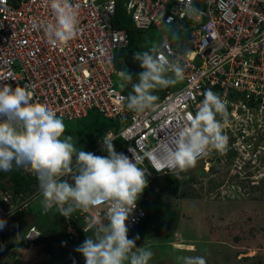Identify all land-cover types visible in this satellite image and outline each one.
I'll use <instances>...</instances> for the list:
<instances>
[{
    "label": "built area",
    "instance_id": "1",
    "mask_svg": "<svg viewBox=\"0 0 264 264\" xmlns=\"http://www.w3.org/2000/svg\"><path fill=\"white\" fill-rule=\"evenodd\" d=\"M70 2L78 12V34L64 46H53L42 29L32 27L34 21H53L48 0H0V86L27 88L33 102L49 106L64 120L83 118L89 111L119 120L121 129L107 133L125 142L121 152L130 158L133 150L144 156L140 166L149 179L174 174L168 169L157 172L148 154L156 153L189 113L195 115L203 93L211 89L227 102L224 131L229 141L224 153L246 151L253 158L262 154L264 160V0H191L199 11L194 18L185 10L187 0ZM118 3L138 29L158 33L156 44L185 68L180 85L144 113L128 110L121 99L126 95L114 84V76L122 73L115 68V53L128 45L126 30L113 25ZM97 145L102 149V140ZM211 155L198 161L207 160L202 167L206 172ZM21 171L38 181L26 169ZM35 187L18 195L0 189V220L13 223L25 214L41 196L39 185ZM93 211L103 216L105 208ZM143 216L137 203L126 221L128 235ZM61 218L72 241L66 261L84 264L83 255L74 252L82 243L80 234L85 239L92 235L90 216L77 211L72 218ZM40 235L30 226L23 240L33 242Z\"/></svg>",
    "mask_w": 264,
    "mask_h": 264
},
{
    "label": "clouds",
    "instance_id": "2",
    "mask_svg": "<svg viewBox=\"0 0 264 264\" xmlns=\"http://www.w3.org/2000/svg\"><path fill=\"white\" fill-rule=\"evenodd\" d=\"M48 4L53 21H34L32 27L42 29L53 46H64L78 34V12L70 0H48ZM185 10L190 18L199 14L191 0H187ZM170 56L171 53H166L157 44L147 51L134 53L133 59L141 69L137 73V82H133L129 71L120 74L132 87L126 97H121L127 102L128 110L144 113L153 109L157 100L153 91L166 88V93L171 90L169 86L184 78V66ZM32 96L33 93L25 87L0 86V171L8 172L15 166L36 177L41 196L30 203L28 211L35 208L38 216L47 217L53 214L55 209L52 208L55 207L66 218H72L77 211L90 216L92 235L87 236L74 252L83 255L84 264H149L152 251L137 247L139 236L129 238L126 224L137 207L140 194L148 185V173L140 166L144 156L134 150L131 158L118 153L111 132L102 137V151L107 153L106 156L96 155L99 149L94 152L78 149L72 142V136L65 135L63 118L49 106L33 102ZM203 96L195 115L189 113L175 134L160 145L156 153L148 154L155 161L153 167L157 172L168 169L178 175L195 168L200 159L213 151H227L229 137L224 131L229 115L227 102L211 89ZM246 153L232 151L229 156L238 159L237 163L245 160L251 165L257 162L264 164L262 154L253 158ZM101 206L105 208L103 216L93 211ZM26 218L34 219L32 215ZM11 224L0 220V233ZM31 226L41 232L38 238L45 234L36 224ZM25 231L22 232V240ZM84 231L87 233L89 229L84 228ZM62 232H66L63 221ZM20 240L16 239L24 242V246L36 241ZM53 254V248H50L45 255L51 257ZM63 258V264H70L66 261L65 250ZM183 264H206V259L203 256H185Z\"/></svg>",
    "mask_w": 264,
    "mask_h": 264
},
{
    "label": "rangeland",
    "instance_id": "3",
    "mask_svg": "<svg viewBox=\"0 0 264 264\" xmlns=\"http://www.w3.org/2000/svg\"><path fill=\"white\" fill-rule=\"evenodd\" d=\"M122 15L125 16L123 11ZM129 23L128 20L121 21L123 26ZM150 38L147 50L149 44L160 41V35L150 31L144 41ZM143 44L139 45V52ZM114 84L121 89L126 82L118 74L114 76ZM179 85L180 81L169 88ZM165 90L158 88L153 91V95L158 100ZM92 122L97 123V144L107 131L116 133L122 127L119 120L108 121L96 113H91L83 124L64 120L66 129L71 131L92 125ZM77 141V138L72 137L74 145L85 151V144ZM237 160L229 154L213 151L208 159V172L202 169L207 161L205 159L198 162L195 168L173 175L180 183L194 176L197 183H188L168 196L169 202L179 213L174 229L162 230L158 237L139 242L137 247L153 253L149 264H183L185 256H203L206 264H264V164L257 162L251 165L250 161L245 160L237 163ZM161 178L150 180L155 183ZM6 179L2 181L7 186ZM183 189L191 193V196L185 197ZM36 219L42 221V225L50 231L62 233V218L58 210L47 217L39 216ZM29 222L32 223L30 218H23L3 229L13 230L17 233L16 239L22 240V232L27 229ZM60 247L61 244L56 245L53 248L54 254L47 257L39 246H23L15 254L1 256L0 264H63Z\"/></svg>",
    "mask_w": 264,
    "mask_h": 264
},
{
    "label": "trees",
    "instance_id": "4",
    "mask_svg": "<svg viewBox=\"0 0 264 264\" xmlns=\"http://www.w3.org/2000/svg\"><path fill=\"white\" fill-rule=\"evenodd\" d=\"M122 7L118 3L116 8V15L113 19V25L120 29H125L128 35V45L126 47L121 48L115 53L114 56V65L115 68L119 72L129 71L133 75V82H137L138 77L137 73L141 71L139 67V63L133 59L134 53L139 52V45L144 43L141 46L143 52L144 50L147 51V44L151 41V38L144 41L145 36L149 34L150 31H143L135 27L134 23L130 18H128L125 14L123 17L122 15ZM124 13V11H123ZM122 20H128L130 23L125 26L121 24ZM139 33V36L136 34ZM143 35V36H142ZM143 37V38H142ZM143 39V40H142ZM156 44V43H155ZM153 44H149L151 47ZM144 49H143V48ZM122 92L127 96L131 91L132 87L129 82L126 83L122 89ZM127 103V102H126ZM125 103V105H126ZM91 113H96L97 116H102L105 118L101 113L96 111H89L87 115L83 118L73 120L78 121V123L83 124L84 121L90 116ZM107 119V118H105ZM108 121H112L114 119H107ZM97 124V123H96ZM96 124L92 122V125H88L87 127L83 126V128L74 129H66L65 135H70L72 137L77 138V142H81L85 144L86 150L94 152L98 149L97 145V136L95 134ZM108 132V131H107ZM106 132V134H107ZM116 140V141H115ZM113 141L115 150L120 153L125 148V142L120 138H117ZM98 156H106L107 153L99 149L95 153ZM21 168L13 167L11 171L5 172L0 171V189L3 191L11 190L14 195H18L19 193H32L36 187L33 185L36 183L38 186V181H35L27 178L25 175L21 173ZM212 170V168H211ZM6 179V186L5 183L2 181ZM157 178V177H156ZM196 178L194 176H190L187 182L180 183L173 175L163 176L161 180L153 183L150 181L148 175V185L140 194L137 203L141 206L144 216L141 221L134 227L132 232L128 235L129 238H134L137 235L139 239L136 240V245L138 246L140 241L150 240L154 237H158L160 232L165 229H174V225L179 220V213L176 208L173 207V204L169 202L168 196L173 195L176 193L181 187L187 186L188 183L196 182ZM197 183V182H196ZM169 187V188H168ZM183 194L185 197H190L191 193L185 192L183 189ZM37 209L30 208L25 214H21L19 217L15 218L13 223H16L23 218H26L28 215H32L34 219L32 223H28V227L32 224H36L37 227L42 230L45 234L39 237L35 242L30 243L29 246H40L41 252L47 254L50 248H54L56 245L61 244L62 247L59 248L60 256L63 257L64 250L71 245L72 241L68 239V234L66 232H58V231H50L47 226L42 225V221H37V217H39L35 211ZM55 209L54 211H56ZM55 219V217H54ZM56 223V220H55ZM27 227V228H28ZM46 229H44V228ZM25 231V230H24ZM17 233L13 230H2L0 233V257L7 255V254H15V251L20 247L24 246V242L16 241ZM12 238V239H11ZM81 242L83 243L85 238L80 234ZM81 243V244H82ZM80 245V244H79ZM78 245V246H79Z\"/></svg>",
    "mask_w": 264,
    "mask_h": 264
},
{
    "label": "water",
    "instance_id": "5",
    "mask_svg": "<svg viewBox=\"0 0 264 264\" xmlns=\"http://www.w3.org/2000/svg\"><path fill=\"white\" fill-rule=\"evenodd\" d=\"M122 153H125V152H122Z\"/></svg>",
    "mask_w": 264,
    "mask_h": 264
},
{
    "label": "bare ground",
    "instance_id": "6",
    "mask_svg": "<svg viewBox=\"0 0 264 264\" xmlns=\"http://www.w3.org/2000/svg\"><path fill=\"white\" fill-rule=\"evenodd\" d=\"M115 141H116V140H115ZM115 141H114V142H115Z\"/></svg>",
    "mask_w": 264,
    "mask_h": 264
}]
</instances>
